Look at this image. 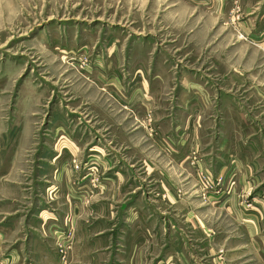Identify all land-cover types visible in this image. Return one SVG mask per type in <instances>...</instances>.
Instances as JSON below:
<instances>
[{
  "label": "rangeland",
  "instance_id": "rangeland-1",
  "mask_svg": "<svg viewBox=\"0 0 264 264\" xmlns=\"http://www.w3.org/2000/svg\"><path fill=\"white\" fill-rule=\"evenodd\" d=\"M221 1L223 11L215 9L219 0H0V170L11 168L4 160L15 148L12 175L22 182L21 189L0 184V220L24 215L10 241L34 226L27 216L38 198L55 209L77 210L47 195L45 184L55 179L40 169L48 148L72 146L89 153L69 169L91 175L90 192L108 172L104 160L111 159L116 172L111 191L95 200L105 202H98L93 221H105L102 215L112 222L119 216L106 214H121L132 202L134 225L149 220L145 211L164 212L186 238L192 224L198 228V256L208 258L201 245L213 232L210 256L222 250L220 264H248L249 252L238 249L236 224L225 214L222 180L193 165L191 154L193 134H209L212 142L215 134H227L237 147L257 134L264 143V0ZM111 34L123 39L114 51L105 41ZM238 112L244 115L241 136ZM179 134L191 137L184 141ZM251 200L240 202L251 209ZM71 215L64 219L70 240ZM53 239L57 259L67 264L72 243L58 232ZM111 242L114 237L104 244ZM155 249L149 251L154 258ZM1 255L0 264H7Z\"/></svg>",
  "mask_w": 264,
  "mask_h": 264
},
{
  "label": "crops",
  "instance_id": "crops-1",
  "mask_svg": "<svg viewBox=\"0 0 264 264\" xmlns=\"http://www.w3.org/2000/svg\"><path fill=\"white\" fill-rule=\"evenodd\" d=\"M219 2L220 6H216L215 9L223 11L222 1L219 0ZM121 40L123 41L118 34L108 36L105 39L108 44L111 43L108 50L114 51L118 47L116 44ZM236 112H233L234 116ZM242 115L243 113L238 112L236 120V128L240 136L244 123V115L241 117ZM239 119L240 124H238ZM232 122H234L233 118ZM249 128L254 130L253 125ZM64 132L72 134L69 131ZM193 135L194 138L196 137L194 147L193 144L191 147V154L195 160L193 165L201 167V171L214 181L217 178L222 180L225 188L222 201L227 204L225 214L236 224L237 228L233 229V233L234 238L241 242L238 246L241 248L238 249L247 248H244V251L249 252L245 255L248 257V264H264V143L260 142L262 138L257 137V134L252 137L244 136L245 139L238 143L237 147L234 146L235 141L232 136L227 134H215V142L210 140L211 135L209 134ZM178 136L185 141L191 137V134H179ZM88 150L100 153V150L96 148ZM9 151L11 157L5 158L4 163L11 168L0 170V184H8L21 189L20 183L22 182L15 180L12 175V173L15 175L16 157L19 152H15V148ZM47 151L49 160L43 164L45 168L42 166L40 169L41 171L48 170L52 179H55L52 183L45 184L47 195H53L56 199L62 197L73 202L77 210L67 212L61 208L55 209L46 205L48 202L44 198H38L31 215L27 216L34 226L23 229L19 236L16 239L11 238V241L9 240L10 234L17 227L22 228L20 221L24 222L22 219L24 215L18 213L2 217L0 220V253L3 259L8 261L7 264H61L56 257V244L53 239L57 232L58 235L64 237V243H72L70 252L73 254H70L67 264H220L225 262L226 254H221L222 250L212 256L208 254L206 246L208 242L214 240L213 232L208 236L205 232L206 238L201 247L204 251L203 257L208 258L203 259L193 249L194 246L197 247L198 228L195 225L192 224L194 229L188 231V238H186L181 234L179 226H176L173 216H165V213L160 211L156 215L145 211L149 220L138 227L132 221V209L134 208L132 202L126 206L129 209L121 214L115 210L108 212L106 215L110 218L119 216L112 222L106 221V217L102 215L99 217L105 221H100L101 218L99 221L95 218L93 221L92 216L99 214L97 212L99 203L105 202L104 198L95 201L96 198L110 192L111 187L118 181L115 170L111 168L113 167L112 160H104V164H108V172H103V177L98 181V188L90 192L91 175L85 173V170H78L74 173L69 169V163L72 160L82 162L86 152L85 148L67 146L62 152L49 148ZM86 155L89 153L86 152ZM187 164L193 166L190 161ZM28 176L23 183L31 180V176ZM30 189V187L25 188L24 191ZM116 191L117 189L109 194L112 200L116 199ZM161 197L164 198L165 195L162 194ZM243 197L252 199L251 209H246L240 202ZM178 199V196L174 195L172 204H177ZM68 213H72L71 218L74 221V235L71 240L66 237L67 227L64 223ZM83 215H86L85 222L79 219ZM103 222L108 227L98 229V224ZM167 229L169 230L168 237H166ZM49 233H53V236ZM22 234L24 238L21 237ZM110 237H114L115 242L104 244V241ZM166 239L171 241L168 242ZM154 249L157 251L155 258L149 252Z\"/></svg>",
  "mask_w": 264,
  "mask_h": 264
},
{
  "label": "built area",
  "instance_id": "built-area-1",
  "mask_svg": "<svg viewBox=\"0 0 264 264\" xmlns=\"http://www.w3.org/2000/svg\"><path fill=\"white\" fill-rule=\"evenodd\" d=\"M74 167H75V169H78L79 168L77 163L74 165Z\"/></svg>",
  "mask_w": 264,
  "mask_h": 264
}]
</instances>
